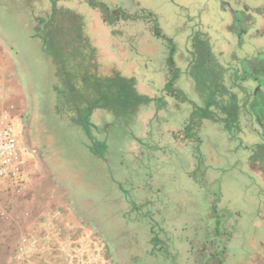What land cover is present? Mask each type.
Segmentation results:
<instances>
[{
    "label": "rangeland",
    "instance_id": "obj_1",
    "mask_svg": "<svg viewBox=\"0 0 264 264\" xmlns=\"http://www.w3.org/2000/svg\"><path fill=\"white\" fill-rule=\"evenodd\" d=\"M260 7L264 0H0V62L23 91L24 144L89 213L119 264H264ZM69 33H96L107 49L91 43L90 65L69 73L97 107L85 122L76 115L79 124L54 109L67 99L56 43ZM255 67L256 100L243 79ZM8 216L4 193L0 264Z\"/></svg>",
    "mask_w": 264,
    "mask_h": 264
},
{
    "label": "crops",
    "instance_id": "obj_2",
    "mask_svg": "<svg viewBox=\"0 0 264 264\" xmlns=\"http://www.w3.org/2000/svg\"><path fill=\"white\" fill-rule=\"evenodd\" d=\"M85 40L87 48L92 43L103 54L107 51L99 45L101 41L96 33L86 35ZM108 54L114 59L110 52ZM101 56L98 61L102 60ZM3 60L0 62V115L14 105L10 110L12 123L26 170L20 194L14 195L6 188L2 190L8 194V264H119L89 213L80 211L68 194L65 197L60 192L52 175L45 170L39 152L24 144L23 114L19 104L23 91L18 83L6 78L10 66L9 61ZM22 237H28L24 245ZM18 244L23 245L20 258L15 254Z\"/></svg>",
    "mask_w": 264,
    "mask_h": 264
},
{
    "label": "trees",
    "instance_id": "obj_3",
    "mask_svg": "<svg viewBox=\"0 0 264 264\" xmlns=\"http://www.w3.org/2000/svg\"><path fill=\"white\" fill-rule=\"evenodd\" d=\"M56 1V0H55ZM264 11V7H260L258 8H253V13H255V15L258 13L260 15H262ZM238 14L237 11H234V15ZM259 15V16H260ZM128 17H131L130 14L127 15ZM49 21L52 20V16L48 15L47 18ZM45 20V22H47L48 20ZM234 24H233V29L236 33H239L243 31L242 28H244L242 25H240L241 23H239V25L237 24L238 18L235 16L234 17ZM56 21V20H53ZM85 36L86 35H80L78 37V40L74 41L73 37L71 36V34L69 33V35H66L65 37H68L70 39H60L59 41H57L56 45H60V47L64 50V51H57L54 56L56 57V59L60 58L64 61V71L63 74L65 76L62 77V79L66 80V83L64 85V88L62 90L61 93H63L65 95V97L67 96V99L64 98L63 100H59L56 104H55V111L59 114V113H63L65 114V116H68L70 121L72 123H77L79 124L80 122L76 119V115L78 116V118H82V122H85V116L89 114V112H91V110L93 108H97V107H90L89 106V96L91 95L90 92H87L88 88L86 87V84L84 85V81L82 82V86H83V90L82 92H77L74 89V85L72 83V81L70 82V79L72 78L71 75L69 74L75 67H83L86 68L88 67L90 64V55L85 54V52L87 51V42L85 40ZM43 45H45V43H43ZM71 45V46H70ZM70 46V47H69ZM44 47V46H43ZM45 48V47H44ZM89 50V49H88ZM77 52V53H76ZM76 53V54H75ZM79 55H81V59H79ZM78 56V57H77ZM242 65V64H241ZM243 67L241 66L239 69H242ZM244 69V68H243ZM255 73H254V77H248V73L244 70V74H243V79L248 80L249 84L248 87L245 88V90H247L248 95L250 96V99H254L256 100L257 96L259 95V91L261 90V87L263 86L262 80L261 78H263L262 73L263 71L259 68V67H255L254 68ZM60 76H61V71H60ZM99 75V74H98ZM84 76V73L81 75ZM257 85V88H256ZM81 86V87H82ZM104 86V82L102 87ZM105 86L108 87V89L111 90L112 87L114 86H108L105 84ZM86 87V88H85ZM100 88V87H99ZM101 89V88H100ZM75 90V91H74ZM75 92H77V94H75ZM78 96L80 97L78 99ZM258 108L254 109L252 111V113H250V115H252V118L254 120H257V113H258ZM253 113L255 115H253ZM73 114V115H72ZM79 114L81 116H79Z\"/></svg>",
    "mask_w": 264,
    "mask_h": 264
},
{
    "label": "built area",
    "instance_id": "obj_4",
    "mask_svg": "<svg viewBox=\"0 0 264 264\" xmlns=\"http://www.w3.org/2000/svg\"><path fill=\"white\" fill-rule=\"evenodd\" d=\"M14 105L4 109L0 115V191L8 189L12 194L21 193L26 180L25 160L21 157L11 111ZM24 245L27 238L21 239ZM23 245L18 246L17 257H21Z\"/></svg>",
    "mask_w": 264,
    "mask_h": 264
}]
</instances>
